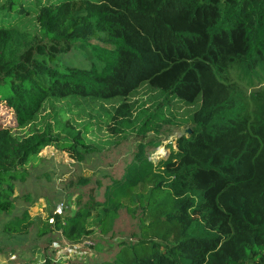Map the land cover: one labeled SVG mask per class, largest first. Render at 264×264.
Listing matches in <instances>:
<instances>
[{"label":"trees","instance_id":"trees-1","mask_svg":"<svg viewBox=\"0 0 264 264\" xmlns=\"http://www.w3.org/2000/svg\"><path fill=\"white\" fill-rule=\"evenodd\" d=\"M28 18L35 33L19 27ZM260 67L264 0H0V105L12 116L0 121V231L25 236L32 227L27 211L13 215L15 184L41 150L76 160L95 151L62 110L37 127L47 103L110 101L147 85L162 101L141 113L139 131L169 124L171 104L195 108L174 155L152 164L139 144L101 201L50 214L36 236L77 244L93 211L107 234L124 209L137 232L92 264H264V92L248 99L230 80ZM39 264L88 263L46 255Z\"/></svg>","mask_w":264,"mask_h":264},{"label":"rangeland","instance_id":"rangeland-1","mask_svg":"<svg viewBox=\"0 0 264 264\" xmlns=\"http://www.w3.org/2000/svg\"><path fill=\"white\" fill-rule=\"evenodd\" d=\"M19 27L30 33H35L37 28L33 18L23 20ZM230 80L250 99L256 92H264V67L258 68L255 75L241 70L231 72ZM159 101L162 98L158 91L141 85L130 95L110 101H52L45 105L37 127L62 110L68 124L80 132L85 145L95 151L78 160L68 150L53 146L39 152L38 159L27 169L28 177L15 184L13 215L27 211L33 225L25 236H7L0 231V264H39L46 255L56 263L83 261L92 264L111 258L116 244L137 232V220L121 209L112 231L107 234H101L98 229L101 212L93 211L87 220L91 233L77 244L68 243L58 233L41 238L35 234L50 214L72 215L86 206L89 199L101 201L105 187L126 175L139 144L145 145V155L152 164L174 155L177 137L192 129L189 118L195 108L171 104L169 109H164L169 124L139 131L141 113L154 111ZM11 117V112L0 105V121L10 125ZM29 131L28 128L17 130V134ZM81 178L87 181L86 185L76 183ZM5 220L1 218L0 224Z\"/></svg>","mask_w":264,"mask_h":264},{"label":"bare ground","instance_id":"bare-ground-1","mask_svg":"<svg viewBox=\"0 0 264 264\" xmlns=\"http://www.w3.org/2000/svg\"><path fill=\"white\" fill-rule=\"evenodd\" d=\"M159 154H160V152H159ZM161 154H162V152H161Z\"/></svg>","mask_w":264,"mask_h":264}]
</instances>
